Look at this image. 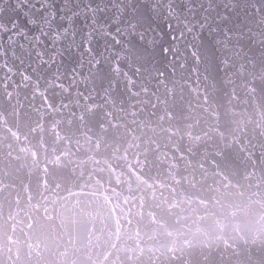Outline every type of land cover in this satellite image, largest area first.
Masks as SVG:
<instances>
[{
	"label": "water",
	"instance_id": "95a60500",
	"mask_svg": "<svg viewBox=\"0 0 264 264\" xmlns=\"http://www.w3.org/2000/svg\"><path fill=\"white\" fill-rule=\"evenodd\" d=\"M239 3L199 61L0 56V264H264V0Z\"/></svg>",
	"mask_w": 264,
	"mask_h": 264
},
{
	"label": "snow or ice",
	"instance_id": "6c2138e0",
	"mask_svg": "<svg viewBox=\"0 0 264 264\" xmlns=\"http://www.w3.org/2000/svg\"><path fill=\"white\" fill-rule=\"evenodd\" d=\"M240 7L239 0H0V56L15 57L19 48L50 66L75 50L83 67L84 52L98 40L102 52L115 45L146 58L199 61L208 41L220 49L243 39L228 27ZM251 11L264 16V5ZM81 33L83 51L70 43Z\"/></svg>",
	"mask_w": 264,
	"mask_h": 264
}]
</instances>
